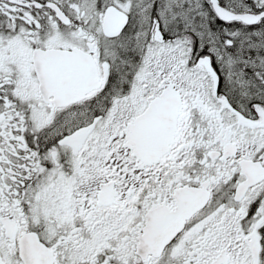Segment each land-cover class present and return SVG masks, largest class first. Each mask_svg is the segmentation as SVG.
Returning <instances> with one entry per match:
<instances>
[{"label":"snow or ice","instance_id":"obj_1","mask_svg":"<svg viewBox=\"0 0 264 264\" xmlns=\"http://www.w3.org/2000/svg\"><path fill=\"white\" fill-rule=\"evenodd\" d=\"M0 264H264V0H0Z\"/></svg>","mask_w":264,"mask_h":264}]
</instances>
